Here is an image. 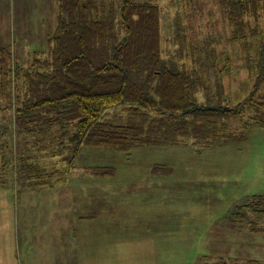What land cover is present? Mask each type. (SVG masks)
Segmentation results:
<instances>
[{
    "label": "rangeland",
    "instance_id": "rangeland-1",
    "mask_svg": "<svg viewBox=\"0 0 264 264\" xmlns=\"http://www.w3.org/2000/svg\"><path fill=\"white\" fill-rule=\"evenodd\" d=\"M149 1L160 9L164 58L177 56L182 40L211 36L222 39L217 70L232 57L223 94L236 101L255 81L236 54L242 46L228 40L230 0ZM57 27L58 0H0V264H264V218L245 206L264 196V126L240 132L233 117L206 142L77 148L78 114L28 102L26 75L31 81ZM34 219L37 231L54 220L64 246L35 245L26 255L23 234Z\"/></svg>",
    "mask_w": 264,
    "mask_h": 264
},
{
    "label": "trees",
    "instance_id": "trees-1",
    "mask_svg": "<svg viewBox=\"0 0 264 264\" xmlns=\"http://www.w3.org/2000/svg\"><path fill=\"white\" fill-rule=\"evenodd\" d=\"M226 6L233 30L228 40L240 43L242 53L236 54L246 57L256 78L246 82L236 101L223 94L232 57L219 70L215 65V46L222 39L182 40L177 56L168 59L161 48L160 9L149 0H107L106 5L58 0L57 31L47 42L45 59L35 61L31 81L26 75L28 102L38 111L78 114L80 119L72 121L77 148L128 150L184 136L206 142L218 124L228 125L222 121L233 117L240 132L264 126V0H230ZM128 112L135 116L121 118ZM229 135L239 136L232 129ZM215 137L223 138L221 133ZM257 197L245 206L264 218V196Z\"/></svg>",
    "mask_w": 264,
    "mask_h": 264
},
{
    "label": "crops",
    "instance_id": "crops-1",
    "mask_svg": "<svg viewBox=\"0 0 264 264\" xmlns=\"http://www.w3.org/2000/svg\"><path fill=\"white\" fill-rule=\"evenodd\" d=\"M200 97V101H203V97L202 95H204L202 92L199 93ZM31 226L29 228H27V231H25V234H23L24 239H27V246H26V250L23 251V249L21 251H23L26 255L29 253H32V248L37 245V249H42L43 251V244H47V247H51V246H55L57 245L58 247L64 246V244H62L60 242V240L58 239V233H59V226L57 225V223L53 220L52 226L49 225H44V230L43 231H37L36 228V219L30 221ZM46 240H52V242H47ZM22 245L23 242L21 241ZM80 247H84L85 246V240H81ZM92 252V248H88L85 250L84 255L86 256L87 254ZM35 253L31 254L34 255ZM69 254V253H68ZM19 258L21 260V255L19 254ZM86 264H88L86 262Z\"/></svg>",
    "mask_w": 264,
    "mask_h": 264
}]
</instances>
